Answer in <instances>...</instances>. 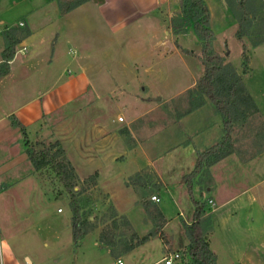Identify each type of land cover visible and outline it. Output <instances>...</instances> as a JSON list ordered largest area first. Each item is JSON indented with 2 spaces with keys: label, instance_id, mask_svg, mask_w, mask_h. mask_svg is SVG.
Masks as SVG:
<instances>
[{
  "label": "rangeland",
  "instance_id": "obj_1",
  "mask_svg": "<svg viewBox=\"0 0 264 264\" xmlns=\"http://www.w3.org/2000/svg\"><path fill=\"white\" fill-rule=\"evenodd\" d=\"M204 1L211 9L210 28L215 36L213 48L238 73L242 72L241 52L245 45L250 73L243 77L244 84H247L259 111L233 124L229 141L231 153L216 168L220 197L236 195L247 184L252 185L255 209L247 219L236 217L234 224L230 218L232 212L223 210L215 213L211 195L206 196V212L212 217V230L207 233V241L217 255V264H264V155L259 157L264 153V42L253 46L264 40V0H247L250 23L241 40L235 36L237 15L225 0L224 3L220 0ZM157 12V24L162 34L158 41L147 45L145 56L134 48L143 46L144 40L149 42V36L144 35L143 39L136 31L130 32L123 44L114 43L110 56L99 55V49L95 71L88 73L90 85L86 92L76 96L64 109L43 118V128L33 131L29 137L33 145L40 142L49 146L58 141L64 151V159L73 165L83 236L74 245L71 198L54 172L49 168L34 169L26 181L14 186L0 185V264H114L120 256L123 264H147L159 257L160 250L156 251L153 244L134 253L126 252L133 230L127 218L116 211L115 203L124 213L130 211L131 220L138 229L146 223L152 224L153 229L158 221L154 207L163 206L168 216L182 211L177 202L171 201L163 192L169 179L163 180L164 183L159 181L158 189H147L149 202H154L150 199L152 195L162 198V202H154L156 206L144 208L145 217H139L136 211L131 213L134 204L126 198L116 202L110 199L103 185L108 177L103 169L106 165L96 169V162H106L107 166L115 162V173L129 183L136 181L135 172L140 170L141 179L152 184L154 178L149 168L154 160L160 157L158 163L168 170L170 157L164 151L168 149L169 141L179 144L190 140L201 147L196 146L194 157L181 154L177 163L183 178L193 170L197 153L222 139L223 121L209 103L197 108L198 111L192 108L196 101L191 104V91L203 74L201 44L191 29L184 34H173L170 20L179 14V6L157 9ZM71 66L73 69L76 67L74 64ZM70 72L71 75L77 74ZM68 75L65 71L64 77ZM170 98L174 100L169 101ZM75 114H80V120L73 126L71 123L62 125L65 118ZM174 120L181 121V125L177 123V132L173 129ZM127 128L145 147L142 155L134 152L127 158L124 156L123 148L129 146L132 139L121 134L120 130ZM188 129L191 131H186ZM192 131H196L195 134ZM108 135L109 138L104 139ZM244 159H254L255 164H260L252 165L246 179L239 166ZM26 170L23 167L19 172ZM219 175L223 176L222 182ZM90 176L93 179L84 182ZM156 182L158 180L153 181ZM138 202L141 203L140 200ZM245 205L248 213L250 207L247 202ZM191 206L194 207L191 200L184 203L183 217H178L173 228L166 232L167 237L162 238L168 253L179 252L174 264H179L184 257L183 251L188 244L184 224L193 221ZM223 221L224 226L221 224ZM176 229L180 232L175 233ZM186 261L189 262L188 258Z\"/></svg>",
  "mask_w": 264,
  "mask_h": 264
},
{
  "label": "crops",
  "instance_id": "obj_2",
  "mask_svg": "<svg viewBox=\"0 0 264 264\" xmlns=\"http://www.w3.org/2000/svg\"><path fill=\"white\" fill-rule=\"evenodd\" d=\"M220 1L224 3V0ZM173 5L174 7L179 6V0L86 1L62 15L59 12L57 0H0V63L2 61L1 54L5 48L3 31L16 28L29 32L16 45L14 56L8 63V73L0 77V185H17L31 177L34 171L25 154L24 137L17 127L12 126L11 119H15L24 126L27 140H30L29 137H31L33 131L37 132L40 128H43L41 122L43 118L64 109L77 98L76 96L79 97L86 92L90 85L88 73L95 71V57L99 49V55L110 56L114 43L123 44L127 40L128 34L136 31L141 34L142 38L144 35L149 36V42L144 40L143 46L134 48V50L140 51V55L145 56L148 53L147 45L150 42L158 41L162 34L157 24V9H168ZM208 9L210 12L209 6ZM163 34H166V32L164 31ZM92 57L94 58L92 59ZM72 64L76 66L75 69L71 68ZM70 70L77 74L71 75ZM65 71L69 73L66 78L64 77ZM172 100L174 98H170L169 101ZM198 108L200 109V107ZM199 109L196 108L194 111ZM190 114L192 115V113ZM78 120H80V114L71 115L62 121V125L71 123L73 126ZM177 123L181 125V121L174 120L175 128L173 127V129L175 132L178 130ZM127 129L120 130L121 134L124 133L132 139V143L123 148L124 156L127 158L134 152L142 155L145 153V147L138 143L132 130ZM179 130L181 129L179 128ZM186 131H191V129ZM192 132L195 134L196 131ZM184 135L186 136L185 132ZM108 138L109 135L104 139ZM198 145L193 144L190 140L179 144L170 140L167 146L168 149L164 151V154L170 157L168 170L166 171V168L164 169L161 166L162 164L158 163L160 157L158 160H154L150 164V175L158 182L153 183V180L152 184L150 181L147 182L141 179L140 170L135 172L136 181L129 183L127 179L115 173L116 167H113L115 162H110L108 166L106 162H96V169L103 168L106 165L103 169H105L104 172L107 173L108 177L103 181V185L110 199L114 202L122 197L129 200L134 204L132 208L136 209H132V214L136 211L137 216L145 217L144 205L156 206L154 202H149L147 199V189H158L159 181L164 183L163 180L167 181L168 179L169 182H165L167 187L163 192L167 194L171 201L177 202L182 210H178L177 215L168 216L164 207L158 206L157 208L164 221L161 235L152 236V224L140 225L138 229L131 220L130 211L124 213L115 203L116 211L127 218L133 234L138 238L149 234L148 239L143 244L134 247L128 254L153 244L156 251L160 250L158 252L159 257L152 259L147 264H163L161 260L169 251H166L167 246L162 238L167 237L166 232L170 230V227L173 228L176 219L183 217L184 203H190L191 200L186 185L182 181V176L179 174L180 164L177 162H179L181 154L186 157L190 155L194 157ZM200 147L201 145L198 148ZM263 155L264 153L259 157ZM193 159L195 161V158ZM221 161L210 168V175L214 183L210 200H212L211 204L215 213H220L223 210L234 213H230V218L235 224L236 217L243 216L246 219L250 217V212L253 208L255 209L256 198L252 185L248 186V184L236 195L225 198L220 197V183L216 177L218 175L216 168L219 167ZM255 163L254 159H244L240 162L239 166L243 171V178H247L250 168H253L254 165H260ZM23 167L27 170L19 172ZM222 178L223 176L220 177L221 182L223 181ZM139 200L141 203L138 202ZM143 201L147 202L143 204ZM160 201L162 202V198L159 199ZM246 202L250 207L248 213L245 210ZM193 210L194 207L191 206V214ZM217 220L222 219L217 218ZM217 224L219 226L220 223ZM221 224L224 226L225 222L223 221ZM234 224L232 225L235 226ZM176 230L175 233H178L179 230ZM107 241L109 243V239ZM170 253L179 254L177 250ZM121 257L119 258L121 259ZM120 259L114 261V264H119V262L123 264ZM179 264L182 263L179 261Z\"/></svg>",
  "mask_w": 264,
  "mask_h": 264
},
{
  "label": "trees",
  "instance_id": "obj_3",
  "mask_svg": "<svg viewBox=\"0 0 264 264\" xmlns=\"http://www.w3.org/2000/svg\"><path fill=\"white\" fill-rule=\"evenodd\" d=\"M60 14H65L75 7L83 4L86 0H57ZM230 10L237 15L238 29L235 36L238 40L247 34L249 28L250 11L247 0H225ZM236 3V7L235 4ZM236 8V9H235ZM239 9V14L238 10ZM253 12V11H252ZM170 28L174 35L186 33L187 29L195 35L201 44L200 61L203 65V74L197 82L196 88L191 91L190 102L192 108H198L210 104L214 112L223 121L222 139L214 146L197 153V160L193 170L182 178L186 185L187 192L194 206L193 221L184 224V232L188 244L183 251L182 264H217L216 254L210 249L207 241V233L212 230V217L206 212L205 197L211 195L214 190V183L210 175V168L230 155L229 146L230 131L237 121L245 120L248 115L257 113L258 107L246 89L243 77L249 75L247 67L248 56L245 45L242 46V72L238 73L235 68L225 58L219 55L213 48L215 40L214 33L210 28V12L204 0H179V14L170 20ZM29 34L27 30L9 28L3 31L5 48L2 51L0 63V77L9 71L8 63L13 58L15 47L21 38ZM264 40L256 42L253 46H258ZM11 124L17 127L24 137L26 146L25 154L35 170L44 168L51 169L64 189L71 198V231L74 245H77L84 232H82L80 220V207L78 192L74 190L77 176L75 169L64 159V151L58 141L49 146H44L40 142L30 143L27 140L25 128L15 119H11ZM37 146L38 148H35ZM93 179L92 176L86 178L84 182ZM145 204L144 208H148ZM157 213V222L151 230V235H161L163 218L159 209L154 207ZM149 237L138 238L135 234L131 236V243L126 248V252L134 247L143 244ZM102 240L103 236H102ZM107 241V240H106ZM188 258V261L186 259Z\"/></svg>",
  "mask_w": 264,
  "mask_h": 264
},
{
  "label": "built area",
  "instance_id": "obj_4",
  "mask_svg": "<svg viewBox=\"0 0 264 264\" xmlns=\"http://www.w3.org/2000/svg\"><path fill=\"white\" fill-rule=\"evenodd\" d=\"M20 25H22V24L20 23ZM119 120H121V118ZM150 199H151V201H154V202H158L159 201V199H157V197L155 195H152L150 197ZM178 258H179V254H177V253H169L166 256H164L161 261H162L163 264H173L174 261L177 260ZM119 264H121V263L119 262Z\"/></svg>",
  "mask_w": 264,
  "mask_h": 264
},
{
  "label": "water",
  "instance_id": "obj_5",
  "mask_svg": "<svg viewBox=\"0 0 264 264\" xmlns=\"http://www.w3.org/2000/svg\"><path fill=\"white\" fill-rule=\"evenodd\" d=\"M28 263H30V261H28V259H26Z\"/></svg>",
  "mask_w": 264,
  "mask_h": 264
}]
</instances>
